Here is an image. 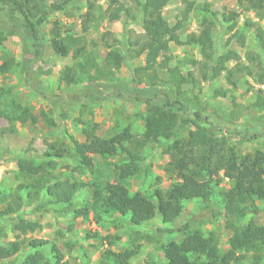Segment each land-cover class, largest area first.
I'll return each mask as SVG.
<instances>
[{
    "label": "trees",
    "instance_id": "1",
    "mask_svg": "<svg viewBox=\"0 0 264 264\" xmlns=\"http://www.w3.org/2000/svg\"><path fill=\"white\" fill-rule=\"evenodd\" d=\"M75 1L77 0H0V13H3L8 23L7 30L0 28V49L8 35L23 30V38L28 42L32 54L36 55L39 52L40 31L48 14L61 11ZM86 1L83 32L87 31L88 23L93 19L94 4L90 0ZM170 1L129 0L140 12L142 33L135 37L133 46H129L127 43H120L111 32H103L100 42L105 49L102 59L105 68L99 65L98 53L92 48L96 45L88 49L86 45H81L79 37L74 38L67 32H62V28L56 22L53 23L49 30L53 52L60 57L70 54L75 61L73 65L64 66L60 70L58 84L65 87L81 83L86 85L78 93L69 95V99L75 103L98 101L101 91L98 92L93 82L109 79L112 69L118 70L124 63L144 56V64L131 70V82L126 86L116 87L117 96L144 106V114L140 116L142 131L140 137L135 138L129 125L116 126L117 129L108 137H100L96 134V123L80 122L82 142L73 140L70 148L51 144L39 158L19 153L16 156L15 177L21 179V182L9 191L0 190V222L10 219L9 229L14 235L13 240H6L0 229V261L14 259L19 253L28 250L30 252L25 254L19 264H65L63 254L53 242L26 238L27 234L39 231L41 226L24 217L21 210L24 206L35 203V209L53 212V206H69L80 191L89 188L92 193L91 205L74 210V217L86 218L89 211L102 212L126 216L129 225L138 227L158 215L162 224L173 227L156 228L157 234L177 232L183 235L180 241L171 240L164 245L162 264H238L247 254H251L252 264H261L264 223L256 224L252 219L244 223V219L249 214L257 215L264 211V152L239 154L235 150L229 143V137L238 135L236 133L239 132L240 124L234 125L233 129L229 128V125L236 122L226 117L222 119L203 101L189 96L183 90V85L191 84L193 87L197 82L195 75L191 70L182 71L180 63L169 66V53L171 44L197 48L200 60L185 62L198 69L201 81L211 82L225 73L227 82L232 86L235 85L233 77L246 70L245 74L252 76L257 85L264 87L263 62L258 59L260 56L257 54H250L249 59L254 62L253 72L240 63L236 51L218 54L212 33L219 21L212 13H209V17L202 18L197 33H190L182 40L179 32L182 31L193 5L187 0H178L184 4L182 17L173 26H168L163 10ZM115 3L117 0H110V4ZM239 4L246 11H264V0H239ZM204 9L208 12L207 8ZM236 16L234 13L229 14L222 22H233ZM123 17L126 22L135 19L131 7L124 8ZM218 26L223 27V24L219 23ZM256 34L260 37L262 31L257 29ZM230 61L235 63L231 68L227 66ZM13 65V57L4 52L0 74L9 73ZM159 83L166 85L165 89L173 90L174 97L160 88ZM218 93L224 95V92L214 91L215 95ZM7 96L8 93L0 89V102ZM55 99L59 97L56 96ZM251 106L264 111L262 88L255 90V100ZM0 117L6 119L11 126L15 123L32 125L37 121L29 108L14 102L5 109H0ZM50 123L53 124V121L50 120ZM257 124L258 129L263 132L249 134L252 132L249 129L256 128ZM262 124V121L250 122L247 133H239L238 137L242 141L264 138ZM188 126L191 128H187ZM162 140L166 143L162 154L170 157L164 170L179 180H175L166 191L155 188L150 196L140 192L131 193L126 181L144 171L145 148L154 144L161 145ZM169 141L171 142L168 143ZM95 157L103 160L122 158L121 162L114 164V182L88 184L57 171L58 161L62 159L74 163L70 169L72 172L90 171L94 168ZM219 172L228 180L229 188H221L218 192L222 213L213 209L210 211L214 218L221 216L225 228L231 232L225 251L219 249L214 231L204 235L197 228L192 229L194 218L178 226L174 224L180 217L185 202H207L211 199L214 194L213 185H218L220 181H213L212 176L218 177ZM258 203L262 206L261 210L257 207ZM135 254V250L120 254L107 250L104 255L111 256V261L115 264H128Z\"/></svg>",
    "mask_w": 264,
    "mask_h": 264
},
{
    "label": "rangeland",
    "instance_id": "2",
    "mask_svg": "<svg viewBox=\"0 0 264 264\" xmlns=\"http://www.w3.org/2000/svg\"><path fill=\"white\" fill-rule=\"evenodd\" d=\"M90 1L94 4L93 19L88 23L86 32L82 31V21L87 1L77 0L61 11L48 14L40 31L39 52L36 55L32 54L28 42L23 38L25 36L23 30H19L14 35H8L3 48L0 49V64L4 59V52L9 53L14 60L12 70L6 74H0V89L8 93L7 98L1 100L0 109H5L14 102L29 108L37 119L32 125L15 123L11 126L6 119L0 117V190L9 191L21 182V179L15 177L16 156L19 153L39 158L51 144L66 145L70 148L73 140L82 142L80 122L96 123L98 125L96 134L100 137H108L113 130L117 129L116 126L125 125L130 126L135 138L141 135L143 123L140 116L144 114V106L128 98L117 96L116 87L126 86L131 82V70L144 64L143 55L124 63L118 70L112 69L109 79L93 82L98 92L101 91L98 101L75 103L69 99V95L84 89L85 83L69 87L58 84L60 70L64 66L73 65L75 61L70 54L60 57L53 52L49 41V30L54 22L62 28V32H67L66 34L74 38L79 37L81 45H86L88 49L96 45L92 48L98 53V63L101 67L104 66L102 59L105 55V49L100 42V35L103 32H111L120 43L124 42L129 46H133L135 37L142 33L140 12L132 3H129V0H117L115 4H110V0ZM187 1L192 2L193 8L182 31L179 32L182 40L190 33H197L202 18L209 17V13H212L216 20L223 24V27H219L218 23L213 28L212 35L217 53L221 55L228 51H236L240 57V63L248 66L253 72L254 62L249 59L250 54L260 56L258 59L264 65V11H246L239 4V0ZM128 6L131 7L135 19L126 22L123 13L124 8ZM183 7L184 4L178 0H171L166 5L163 16L168 26H173L181 19ZM204 8H207L208 12H205ZM233 13L237 14L233 22H222L224 17ZM7 25L3 13H0V28L7 30ZM228 26L233 28L229 29ZM257 29L262 31L260 37L256 34ZM119 46L121 49V45ZM169 54L171 56L169 66L180 63L179 67L182 71L191 70L195 75V82H197L193 84V87L191 84L183 85V90L187 91L189 96L203 101L222 119L226 117L236 122L229 125V128L233 129L234 125L240 124L239 132L236 133L238 135L229 137V143L235 147V150L239 154L264 152V138L242 141L238 137L239 133H247L250 122L262 121L264 125V111L256 110L251 106L255 100V90L258 88L264 90V87L257 85L252 76L245 74L246 70L242 73L243 75L233 77L234 86L227 82L225 73L214 81H201L198 69L185 62L191 59L200 60L195 47L171 44ZM234 64V61H230L227 66L231 68ZM161 77L163 78L162 75ZM165 86L159 83L160 88L165 89ZM165 90L172 98L174 97L173 90ZM215 90L224 92V95L221 93L215 95ZM56 96L59 99H55ZM256 126L249 129L252 130L249 134L263 132L258 129V124ZM165 145L166 143L162 140L161 145L154 144L145 148L146 159L142 167L144 171L126 181L131 193L140 192L150 196L155 188L166 191L175 180H179L175 175H170L164 170L170 160L169 155L162 154ZM121 159V157H115L103 160L95 157L94 168L81 172L70 171L74 163L71 160L62 159L58 161L57 171L88 184L114 182L116 178L114 164L121 162ZM218 179L220 180L218 185H213L214 194L211 199L207 202L200 200L185 202L183 211L174 224L178 226L194 218L192 229L197 228L204 235L214 231L219 249L225 251L228 248L231 232L225 228L223 218L221 216L214 218L210 211L213 209L222 213L223 208L218 192L221 188H229V182L223 177L222 172H219L218 177L212 176L213 181ZM91 203V189L85 188L73 198L69 206L55 205L53 212L37 210L35 203L24 206L21 210L24 217L38 222L41 226L39 231L27 234L26 238L53 242V245L63 254L65 264H115L111 261V256L104 255L107 250L116 254L135 250L136 254L128 261V264H162L164 245L171 240L180 241L183 237L177 232L157 234L156 228L173 227V225L162 224L158 215L138 227L129 225L126 216L108 215L102 212L89 211L86 218L74 217V210L87 207ZM1 207L0 204V209ZM257 207L259 210L262 209L260 203ZM251 219L256 224L264 223V211H260L257 215H247L244 223ZM9 224L11 225L10 219L0 222V229L6 240H13L14 235L9 229ZM29 252L25 250L14 259L0 261V264H19ZM250 256L251 254H247L246 258L238 264H252ZM262 258L261 264H264V253Z\"/></svg>",
    "mask_w": 264,
    "mask_h": 264
}]
</instances>
